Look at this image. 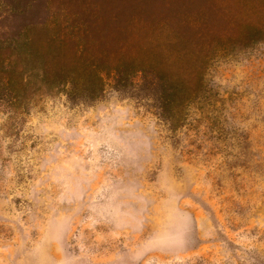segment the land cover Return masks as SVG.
Wrapping results in <instances>:
<instances>
[{
    "label": "rangeland",
    "instance_id": "1",
    "mask_svg": "<svg viewBox=\"0 0 264 264\" xmlns=\"http://www.w3.org/2000/svg\"><path fill=\"white\" fill-rule=\"evenodd\" d=\"M261 30L264 0H0V82L25 74L0 83V264H264ZM77 50L160 53L175 126L111 71L91 103L41 83Z\"/></svg>",
    "mask_w": 264,
    "mask_h": 264
},
{
    "label": "trees",
    "instance_id": "2",
    "mask_svg": "<svg viewBox=\"0 0 264 264\" xmlns=\"http://www.w3.org/2000/svg\"><path fill=\"white\" fill-rule=\"evenodd\" d=\"M243 39L250 43L264 41V33L261 30L253 35L247 34ZM48 51H50V47ZM40 52L37 53L40 54ZM136 56L134 60L129 59V63L120 60L117 66L109 69L98 63L84 62L82 52L77 50L70 56V59L68 58V65L61 62L65 59L61 54L51 55L53 62L50 68L38 67L35 71L40 74L41 83L49 89H61L68 101L73 104L101 100L107 87L105 77L111 75H114L113 80L117 89L128 90L138 87L139 84L157 101V108L161 112L159 115L171 126H175L176 116L173 111L179 109L180 93H182L178 79L175 78L169 67L163 64L160 53L149 50L138 52ZM6 65V68H2L4 77L0 83L5 90L11 93L17 92L18 87L23 86L25 81L24 70L19 72L18 66L14 62H8ZM109 71H111V75L108 74ZM138 79L140 82L136 83Z\"/></svg>",
    "mask_w": 264,
    "mask_h": 264
}]
</instances>
